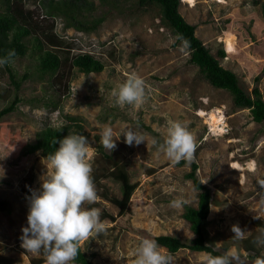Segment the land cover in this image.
Wrapping results in <instances>:
<instances>
[{"label":"rangeland","instance_id":"obj_1","mask_svg":"<svg viewBox=\"0 0 264 264\" xmlns=\"http://www.w3.org/2000/svg\"><path fill=\"white\" fill-rule=\"evenodd\" d=\"M88 1L93 6L76 14L89 29L78 30L63 15L44 16L38 1L27 0L37 23L48 28L53 22L75 53L92 52L105 67L90 73L74 69L71 91L63 95L51 83L49 72L40 69L43 49L32 35L25 38L27 53L10 63L17 77L26 74V79L18 90L17 107L0 119V264H45L42 252L32 254L21 247L20 236L27 226V198L48 178L49 163L40 151L26 153L25 146L46 125H71V131L83 134L93 151L92 176L101 174L94 180L99 199L84 207L99 208L108 226L106 234L81 247L94 262L133 264L134 250L143 238L160 234L193 238L190 222L182 215L187 205L198 202V190L186 177L191 163L173 164L151 143L153 139L163 143L169 124L176 121L195 137L197 175L213 190L206 223L211 243L221 250L235 248L245 264H254L260 257L252 259L249 252L264 256V247L246 249L263 227L259 222L264 219V192L257 180L264 178V124L252 119L249 108L237 106L231 92L204 77L190 59L191 50L182 47L161 20L158 5L141 6L139 0ZM262 2L181 0L179 11L196 25V35L221 64L237 74L243 89L251 92L258 84L264 99ZM4 6L0 0V11ZM220 49L225 51L223 58L218 55ZM131 73L142 77L146 85V100L138 109L121 108L112 95ZM14 92L9 74L0 66V109ZM105 126L112 127L116 136L132 128L147 141L129 146L121 134L110 152L100 142ZM113 161L118 164L113 166ZM178 198L188 203L172 207L171 201ZM233 224L245 230L246 239L232 237ZM171 255L174 264H202L208 253L180 248Z\"/></svg>","mask_w":264,"mask_h":264},{"label":"clouds","instance_id":"obj_2","mask_svg":"<svg viewBox=\"0 0 264 264\" xmlns=\"http://www.w3.org/2000/svg\"><path fill=\"white\" fill-rule=\"evenodd\" d=\"M181 46L188 42L177 37ZM15 56L14 50L0 57V66L10 64ZM146 85L136 73L127 76L124 83L114 90L115 103L123 108L131 105L140 108L146 100ZM123 134L124 142L132 146L139 145L147 138L132 128L122 129L118 136L110 126H105L100 136L102 146L108 151L116 148V140ZM53 143H57L55 138ZM59 147L48 154V178L42 180L39 190H31L28 197L29 211L27 226L22 227L21 247L32 254L43 253L45 264H71L80 254L85 242L100 234L107 233V224L101 220L99 208H85V204H95L99 197L92 176L91 159L93 151L87 138L78 133L68 134L58 141ZM151 143L158 147L173 163L182 160L192 163L195 159L197 144L195 137L181 122H171L167 128L163 143L153 139ZM206 183V182H202ZM258 188L264 192V178H258ZM188 201L182 198L171 201V206L181 208ZM264 206V200L261 201ZM254 219H261L255 216ZM235 240L246 239L245 230L238 224L231 226ZM254 245L264 247V227L258 229L253 240ZM133 264H174L175 258L163 251L157 240L143 238L133 253ZM202 264H245L240 252L233 248L223 255H205ZM255 264H264V258H257Z\"/></svg>","mask_w":264,"mask_h":264},{"label":"trees","instance_id":"obj_3","mask_svg":"<svg viewBox=\"0 0 264 264\" xmlns=\"http://www.w3.org/2000/svg\"><path fill=\"white\" fill-rule=\"evenodd\" d=\"M4 9L0 11V57L8 54L9 50L15 51L16 58L23 56L28 51V44L25 41L27 36L32 35L34 42L37 41L39 47L43 49L40 56L39 65L43 72H49L51 83L63 95H68L71 91L70 78L74 69H79L85 73L98 72L104 69V61L94 53L85 51L75 53L74 46L68 40L59 35L54 29L52 22L47 28L34 20V10L27 7V0H4ZM38 1L44 9V16L63 15L67 19V24L74 26L78 30H88V26L78 19L77 14L82 13V9H88L93 4L88 0H33ZM181 0H139V5L156 4L161 12V20L171 27L176 36H182L187 42V47L191 50V61L199 66L204 77L214 86L224 88L232 93L237 106L247 107L250 110L252 119L264 124V99L262 92L256 84L251 92H247L239 83L237 74L224 67L219 58L216 57L203 41L196 35V25L189 23L179 11ZM262 16L264 18V2L261 3ZM91 26V25H90ZM93 29V28H90ZM179 40V39H178ZM47 46V48H45ZM220 57L225 56V51H218ZM9 74L11 82L14 84V94L12 100L0 109V119L15 110L20 97L18 90L21 83L26 79V74L18 78L10 64L2 66ZM259 81L260 77L256 76ZM256 81V82H257ZM10 97V94H8ZM81 128L80 125H78ZM71 125L60 126L46 125L36 132L35 140L25 146L26 153L40 151L47 158L48 154L54 153L59 147L58 141L68 134H72ZM83 135V134H82ZM57 143H53L54 139ZM111 160V156H106ZM179 163H185L181 161ZM113 166L118 161H113ZM198 163L194 160L191 169L186 173V177L191 179L194 187L198 190V202L195 206L187 205L183 212V217L190 222V228L195 236L188 240H183L178 236L160 234L155 236L159 245L165 246L168 253L173 254L180 248H189L195 251H205L211 255H223L226 250L215 248L211 243L206 228L207 218L213 202V190L206 183H202L197 175ZM107 172V171H106ZM103 172L102 175H104ZM98 174L94 180L100 177ZM264 227V219L259 222ZM249 245V244H248ZM254 247L253 240L246 246L248 251ZM249 257L264 258L259 253L253 252ZM77 264H97L92 257L80 249V254L73 261ZM255 264V262H254Z\"/></svg>","mask_w":264,"mask_h":264},{"label":"bare ground","instance_id":"obj_4","mask_svg":"<svg viewBox=\"0 0 264 264\" xmlns=\"http://www.w3.org/2000/svg\"><path fill=\"white\" fill-rule=\"evenodd\" d=\"M185 1H191V3H192V2H194L195 0H185ZM191 3H190V4H191ZM230 45L232 46V43H230ZM232 47H233V46H232ZM202 113H203V112H202Z\"/></svg>","mask_w":264,"mask_h":264}]
</instances>
